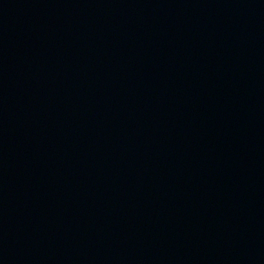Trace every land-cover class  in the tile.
<instances>
[{"label": "water", "instance_id": "1", "mask_svg": "<svg viewBox=\"0 0 264 264\" xmlns=\"http://www.w3.org/2000/svg\"><path fill=\"white\" fill-rule=\"evenodd\" d=\"M0 264H264V0H0Z\"/></svg>", "mask_w": 264, "mask_h": 264}]
</instances>
